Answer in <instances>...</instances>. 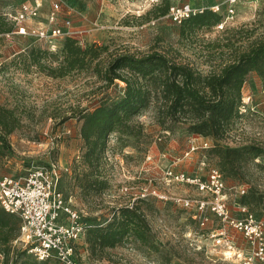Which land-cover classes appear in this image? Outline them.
I'll return each instance as SVG.
<instances>
[{"label": "rangeland", "instance_id": "1", "mask_svg": "<svg viewBox=\"0 0 264 264\" xmlns=\"http://www.w3.org/2000/svg\"><path fill=\"white\" fill-rule=\"evenodd\" d=\"M223 1H72L76 7L73 25L85 31L83 42L77 45L88 54L85 66L64 75L52 73L53 68L67 64L64 49H48L34 37L11 31L0 37V106L13 110L20 123L7 136V142L0 141V174L21 176L31 167L57 165V188L90 224L108 223L119 208L142 199L143 188L168 196L160 199L149 195L138 202L151 224L152 245L130 238L107 249L103 258L94 259L81 240L76 254L80 264H242L253 256L255 246L243 232L226 226V236L220 238L216 233L225 225L209 208L205 211L209 220L202 225L196 204L177 202L179 197L209 198L195 186L171 181L166 171L175 168L207 178L209 170L218 167L225 177L232 215L245 216L240 209V189L245 187L243 200L247 201L248 214L264 220V102L259 104L256 94L247 95L258 81L264 84V72L248 74L240 115L225 137H204L210 148H203L198 138V148L187 155L196 134L184 123L167 117L160 110V100L154 97L128 125L109 135L99 168L103 181L100 188H86L85 174L90 169L81 161L85 142L80 113L117 102L125 94L123 81L109 85L104 78L114 55L158 50L209 74L220 72L240 52L264 41V0H239L234 19L220 28L218 23L227 19ZM23 2L32 0H0V20L5 21L0 31L10 30L16 9ZM186 2L200 8L221 4L219 21L184 26L164 14L168 5ZM221 148L241 150L235 168L224 170ZM15 246L23 248L21 242ZM227 251L241 256H227ZM48 263L63 264L55 258ZM0 264H4L2 253Z\"/></svg>", "mask_w": 264, "mask_h": 264}, {"label": "trees", "instance_id": "2", "mask_svg": "<svg viewBox=\"0 0 264 264\" xmlns=\"http://www.w3.org/2000/svg\"><path fill=\"white\" fill-rule=\"evenodd\" d=\"M67 1L76 9L72 1L78 0ZM170 6H167L164 14H168ZM219 19L217 13L205 9L186 19L182 25H204ZM4 23V20H0V25ZM14 29L13 22L10 30L4 33ZM77 44L78 40L72 37L64 40L62 49L67 53V64L53 68L55 76L85 66L88 51ZM252 71L264 72V41L240 52L220 72L209 74H203L188 63L179 62L158 50L114 55L105 69L104 78L109 85L116 80L123 81L126 84L124 96L112 104L104 103L92 110H83L79 116L83 120L80 132L85 142L81 161L90 169L85 174L86 188H100L103 183L99 168L109 135L120 126L128 125L132 117L146 108L154 97L160 100V110L167 117L184 123L196 135L218 139L225 137L240 115L243 88ZM19 126L14 111L0 106V141L3 144L7 142V136ZM219 151L224 170L228 166L235 168L241 150L221 148ZM245 196L246 193L242 195L243 198ZM243 198L240 205L246 206L247 201ZM138 202H144V199ZM138 202L119 208L106 224H90L86 221L89 227L84 243L88 245L92 258H103L107 249L130 238L152 245L151 224L145 209ZM19 236L20 218L0 205V253L4 256V264H49L48 261L32 258L25 249L17 248L15 241Z\"/></svg>", "mask_w": 264, "mask_h": 264}, {"label": "built area", "instance_id": "3", "mask_svg": "<svg viewBox=\"0 0 264 264\" xmlns=\"http://www.w3.org/2000/svg\"><path fill=\"white\" fill-rule=\"evenodd\" d=\"M238 1H223V4H227V19L218 24L220 28L225 27L227 20L234 19ZM49 2L50 7L44 19H41L44 0L21 3L13 16L15 29L12 33L34 37L51 50L62 48L67 37L83 42L85 31L76 29L73 25L75 8L67 0H49ZM205 9L220 14L221 4L203 8L195 7L190 2L173 4L169 8L168 15L173 22L182 24L186 19ZM28 21H32L31 25L25 24ZM4 35L8 36L10 33H2L0 37ZM198 138L202 139L203 148H210L211 145L206 138L194 135L187 155L198 148L195 142ZM166 175L173 182L197 187L209 198L202 200L176 198L177 202L185 206L194 204L198 206L202 225L209 220L205 212L209 208L225 225L216 233L220 238L226 236V226H229L243 232L251 239L255 251L253 256L245 259L242 264H257L258 261H264V220L248 214L247 207L242 205L240 209L245 216L232 215L225 192V177L218 167H212L207 178L175 168H168ZM58 181L59 168L55 164L51 167H31L21 176L0 174V205L7 212L16 214L20 218V236L15 244L21 242L23 249L31 257L37 261L55 258L63 264H80L76 254L80 241H84L89 224L65 201L62 192L57 188ZM150 190L143 188L140 198L153 195L160 199H168V196L157 190ZM246 192L245 187L240 189L241 195ZM194 217L197 218V215L195 214Z\"/></svg>", "mask_w": 264, "mask_h": 264}, {"label": "crops", "instance_id": "4", "mask_svg": "<svg viewBox=\"0 0 264 264\" xmlns=\"http://www.w3.org/2000/svg\"><path fill=\"white\" fill-rule=\"evenodd\" d=\"M49 7H50L49 0H45L43 8L41 10V16H42L41 19H44L46 17ZM245 86H249V85H247L246 83ZM254 86L255 89L253 91H248L247 95L252 96L253 94H256L257 101L259 102V104H262L264 102V84L263 82L258 81ZM262 113L264 114V111Z\"/></svg>", "mask_w": 264, "mask_h": 264}, {"label": "bare ground", "instance_id": "5", "mask_svg": "<svg viewBox=\"0 0 264 264\" xmlns=\"http://www.w3.org/2000/svg\"><path fill=\"white\" fill-rule=\"evenodd\" d=\"M226 242V241H225ZM230 243V242H229ZM230 250V249H229ZM236 251V250H235ZM238 252H232V251H227V256H233V255H237ZM238 256H241V254H238Z\"/></svg>", "mask_w": 264, "mask_h": 264}]
</instances>
